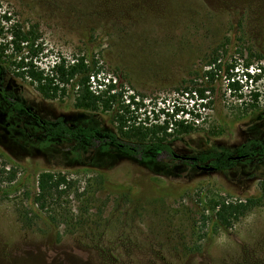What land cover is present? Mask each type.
<instances>
[{
	"label": "rangeland",
	"instance_id": "1",
	"mask_svg": "<svg viewBox=\"0 0 264 264\" xmlns=\"http://www.w3.org/2000/svg\"><path fill=\"white\" fill-rule=\"evenodd\" d=\"M3 13L37 26L49 60L93 59L125 96L143 99L152 120L174 102L196 113L200 101H173L172 92L212 50L232 57L239 49L264 50V0H0ZM240 85L237 100L222 82L208 95L212 106L200 109L195 126L202 131L171 142L192 165L45 136L0 98V264H264V199L228 229L210 214L215 201L258 197L263 157L231 161L225 171L196 159L214 151L235 157L237 146L253 139L264 144V115L256 119L249 108L257 95L264 112V81ZM3 88L45 121L61 118L99 137L114 131L112 114L84 112L71 97L44 100L12 75ZM41 172L69 183L58 225L33 204Z\"/></svg>",
	"mask_w": 264,
	"mask_h": 264
},
{
	"label": "trees",
	"instance_id": "2",
	"mask_svg": "<svg viewBox=\"0 0 264 264\" xmlns=\"http://www.w3.org/2000/svg\"><path fill=\"white\" fill-rule=\"evenodd\" d=\"M36 25L14 22L3 13L0 16V98L13 111L24 112L31 116L42 129V134L52 138L86 139L90 148L112 145L121 155L139 160L150 152L166 159H177L170 147L172 141L199 132L195 122L201 119L200 109L204 112L212 106L208 95L214 93L225 82L226 91L236 94L241 100V83L256 80L264 81V50H236L235 57L226 56L228 50L222 47L212 50L202 67L190 74L179 88L172 93L173 101L179 98L200 101L196 113L184 110V105L171 103V107L160 110L155 120L149 119L143 99L122 92L119 82L106 79L101 68L93 59L70 55L54 57L43 46ZM239 62V63H238ZM13 76L31 87L42 99L54 101L71 97L76 108L91 114H112L113 132H101L103 137L90 127L83 125L68 126L61 118L45 121L33 114L26 106L12 101L3 88L4 78ZM257 95L249 104L254 117L262 119L264 112L257 111ZM258 112V113H257ZM257 148V150H256ZM236 155L240 159H264V144L249 140L237 146ZM201 164L216 162L214 169L225 171L230 157L220 151L201 153L196 158ZM179 160L185 165L188 161ZM3 171V170H1ZM0 171V172H1ZM13 176L7 180H12ZM70 189L65 177L60 174L41 172L36 179V192L33 204L47 214L51 222L58 225L62 216L63 199ZM264 199V181L258 185V197L245 198L234 202L218 200L210 207L214 224L228 229L241 216L254 208Z\"/></svg>",
	"mask_w": 264,
	"mask_h": 264
},
{
	"label": "water",
	"instance_id": "3",
	"mask_svg": "<svg viewBox=\"0 0 264 264\" xmlns=\"http://www.w3.org/2000/svg\"><path fill=\"white\" fill-rule=\"evenodd\" d=\"M174 157H175V158H179V159H181V160H186V161H187V160H190L189 157H181V156H177V155H174ZM230 159L233 160V161H237V160L240 159V157L235 156V157H230ZM198 169L210 170L209 168L207 169V168H202V167H198Z\"/></svg>",
	"mask_w": 264,
	"mask_h": 264
},
{
	"label": "flooded vegetation",
	"instance_id": "4",
	"mask_svg": "<svg viewBox=\"0 0 264 264\" xmlns=\"http://www.w3.org/2000/svg\"><path fill=\"white\" fill-rule=\"evenodd\" d=\"M4 103V102H3ZM5 104V103H4ZM6 105V104H5ZM7 106V105H6ZM8 107V106H7ZM10 108V107H9ZM11 109V108H10ZM12 110V109H11ZM176 155V154H175ZM178 156V155H177ZM182 157V156H181ZM190 158V157H189ZM177 159H179V158H177ZM243 159V158H242ZM193 159L192 158H190V160H187L189 163L192 161ZM239 160H241V159H239ZM186 161V160H185ZM238 161V160H237ZM198 168V167H197Z\"/></svg>",
	"mask_w": 264,
	"mask_h": 264
}]
</instances>
